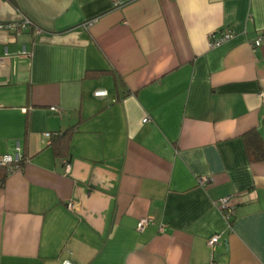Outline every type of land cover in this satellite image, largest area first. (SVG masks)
Returning a JSON list of instances; mask_svg holds the SVG:
<instances>
[{
    "label": "crops",
    "instance_id": "1",
    "mask_svg": "<svg viewBox=\"0 0 264 264\" xmlns=\"http://www.w3.org/2000/svg\"><path fill=\"white\" fill-rule=\"evenodd\" d=\"M26 18L40 31L6 25ZM261 92L264 0H0V153L28 156L0 186V264H264V160L241 137L264 138ZM73 123L65 172L43 132Z\"/></svg>",
    "mask_w": 264,
    "mask_h": 264
},
{
    "label": "built area",
    "instance_id": "2",
    "mask_svg": "<svg viewBox=\"0 0 264 264\" xmlns=\"http://www.w3.org/2000/svg\"><path fill=\"white\" fill-rule=\"evenodd\" d=\"M90 21L84 22L89 24ZM10 28L14 30H22L23 28L32 25L31 21L29 19H22L20 21H12L6 24ZM33 26V25H32ZM36 32L40 31V28L37 26H33ZM234 36V31L228 27H223L221 29L212 31L211 33L208 34V45L209 46H216L219 45L220 43L232 38ZM262 41L261 36L256 37L253 41L250 42L251 46L256 47L259 45ZM5 53H7L6 47H5ZM18 54L22 56H29L30 51L25 48L23 45L19 50ZM107 92L106 89L104 88H99L94 91L95 95H105ZM261 96L264 97V92H261ZM51 111L60 112V109L57 105H49L48 107ZM147 118H143L145 121ZM44 137L47 139V142H49V137H50V132L45 131L43 132ZM21 158V147L19 140H15L14 142V149L12 152H5L0 154V165H5L7 167V171L11 172L17 168H19V159ZM64 171L67 172L69 168V163L64 162ZM208 180V177L205 175L197 177V182L199 184H204ZM218 204L220 208L223 211V215L227 221H230V219L233 216L234 213V206L235 203L231 202L229 200V196H221L217 199ZM68 207L71 208L74 205V201L70 200L67 203ZM153 218L151 216H142L137 219L136 221V228L138 230H141L144 226H146L149 222H152ZM160 231L163 230V225L159 226ZM222 242V236L221 233H213L207 240V243L211 250L213 251L215 246L219 243ZM214 259L211 260L210 264H214ZM62 264H74L68 259H65L62 261Z\"/></svg>",
    "mask_w": 264,
    "mask_h": 264
},
{
    "label": "trees",
    "instance_id": "3",
    "mask_svg": "<svg viewBox=\"0 0 264 264\" xmlns=\"http://www.w3.org/2000/svg\"><path fill=\"white\" fill-rule=\"evenodd\" d=\"M108 71H113L111 69H90L87 73L91 76H96L99 73H104ZM119 82V81H118ZM76 123L70 124L64 129L51 130L49 142L47 145L50 146L51 151L54 156L60 158L63 162H68V158L71 153V136L75 129ZM28 128L25 126L24 129V140H26ZM243 139L245 152L249 161H260L264 160V138H262L260 132L257 128H250L241 134ZM21 147V146H20ZM5 153V152H3ZM2 154V153H0ZM28 159L27 152L25 148L22 151L21 148V158L19 159V166L21 167ZM9 172L5 165H0V186L4 181L6 175ZM231 220V219H230Z\"/></svg>",
    "mask_w": 264,
    "mask_h": 264
}]
</instances>
